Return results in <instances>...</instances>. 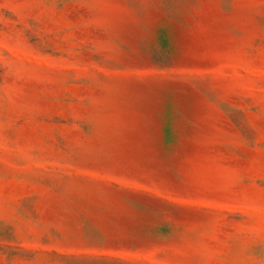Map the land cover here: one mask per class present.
I'll return each mask as SVG.
<instances>
[{
  "label": "rangeland",
  "instance_id": "374dc122",
  "mask_svg": "<svg viewBox=\"0 0 264 264\" xmlns=\"http://www.w3.org/2000/svg\"><path fill=\"white\" fill-rule=\"evenodd\" d=\"M0 264H264V0H0Z\"/></svg>",
  "mask_w": 264,
  "mask_h": 264
}]
</instances>
